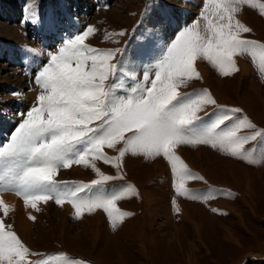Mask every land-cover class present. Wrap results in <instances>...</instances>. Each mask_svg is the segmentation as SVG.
<instances>
[{
  "label": "rangeland",
  "instance_id": "1",
  "mask_svg": "<svg viewBox=\"0 0 264 264\" xmlns=\"http://www.w3.org/2000/svg\"><path fill=\"white\" fill-rule=\"evenodd\" d=\"M6 4L9 10L5 13L13 12L17 19L0 21V124L10 125L0 131V147L9 142L23 119L18 114L37 103L40 88L34 82L35 74L48 62L47 51H58L69 36L94 26L97 31L86 40L90 46L104 51L120 49L139 56L138 63H150L180 30L200 19L206 0H0V6ZM84 6L90 9L86 14ZM33 13L40 22L33 21ZM237 18L252 29L244 38L264 43V15L258 8L246 5ZM110 32L125 35L108 40ZM16 49L30 56L32 71L21 66L27 57H14ZM235 59L239 71L227 77L207 61L197 60L202 64L203 79L191 81L180 91L208 89L217 103L242 108L257 130L264 129V74L251 56ZM213 111L209 107L200 115ZM255 143L259 145L253 164L207 145L179 146L182 150L177 155L207 181L186 182L185 187L196 193L197 199L176 193L175 175L162 156L147 159L127 155L122 169L125 179L111 181L98 190L106 195L130 184L139 193L116 201L120 211L131 215L115 230L102 209L85 212L77 219L68 203L60 207L49 201L35 211L13 193L19 199L15 207L8 203L13 215L9 212L5 223H11L30 251L38 254L26 257L30 264L65 256L68 261L86 264H264V144L249 142L245 149H255ZM105 151L109 156L118 155L111 149ZM97 166L107 175H117L115 168L102 161ZM95 178V172L82 165L62 169L56 177L76 184ZM19 207L22 212L16 226L14 214ZM29 214L36 220H30ZM53 264L65 261L58 259Z\"/></svg>",
  "mask_w": 264,
  "mask_h": 264
},
{
  "label": "snow or ice",
  "instance_id": "2",
  "mask_svg": "<svg viewBox=\"0 0 264 264\" xmlns=\"http://www.w3.org/2000/svg\"><path fill=\"white\" fill-rule=\"evenodd\" d=\"M245 5L264 15V3L254 0H206L200 19L180 30L150 63H138L139 56L120 49L90 46L86 40L97 31L94 26L69 36L58 51H47L48 62L35 74L40 88L37 103L18 114L23 119L9 142L0 147V196L13 193L35 211L49 201L60 207L68 203L77 219L102 209L115 230L131 215L120 211L116 201L139 193L130 184L106 195L98 190L125 179L122 169L127 155L165 158L175 175L176 193L189 199L198 196L185 187L186 182L207 181L177 155L179 146L207 145L256 163L245 145L264 144V129L257 130L242 108L217 103L208 89L180 91L191 81L203 79L197 60L207 61L227 77L239 71L235 58L248 55L258 61L264 74V43L244 38L252 29L237 18ZM32 19L40 22L36 13ZM123 35L110 32L106 39ZM209 107L214 111L201 116ZM245 132L250 134H241ZM106 149L118 155L109 156ZM98 161L115 168L117 175L105 174ZM74 165L90 168L96 178L87 184L56 179L62 169ZM10 210L0 199V264H30L26 257L38 254L30 251L11 223H5ZM29 219L36 217L29 214ZM58 259L86 264L68 261L66 256L39 264Z\"/></svg>",
  "mask_w": 264,
  "mask_h": 264
},
{
  "label": "bare ground",
  "instance_id": "3",
  "mask_svg": "<svg viewBox=\"0 0 264 264\" xmlns=\"http://www.w3.org/2000/svg\"><path fill=\"white\" fill-rule=\"evenodd\" d=\"M6 10H9V8H8V6H7V4H6V6L4 7V6H0V13H2V15H0V21L1 22H3V21H5L4 20V18H6L7 20H9V21H12V22H14L15 21V19H17V17H16V14H13V12H10V13H5V11ZM6 23V22H5ZM6 25V24H5ZM6 27V29L10 32V27L9 26H5ZM20 42V41H19ZM16 59L19 57V58H23V57H27V59H28V57H30L27 53H26V55L25 54H20V51L18 50V49H16V56H14ZM239 61V60H238ZM37 63V62H36ZM30 68V67H29ZM202 72V71H201ZM32 96V95H31ZM19 119V118H18ZM18 122V121H17ZM3 125L4 124H0V131L1 130H8L9 128H10V125L8 124V125H6V126H4L3 127ZM6 135V134H5ZM13 194H10L9 192H5V193H3V195L2 196H0V198H2L3 199V201L4 202H6L7 201V204L8 203H10V204H12V206L14 205V203H15V201H17L19 198L17 197V196H12ZM10 206V205H9ZM11 206V207H12ZM18 206V204L16 205V207ZM10 207V208H11ZM14 207H15V205H14ZM22 207H24V206H22ZM46 207V206H45ZM48 208L49 207H47V212L46 213H48L49 212V210H48ZM11 209H13V207L11 208ZM14 209H16V208H14ZM18 210V211H17ZM17 210H15V211H17V213L16 214H14L15 215V225L17 226V224H18V220L20 219V215H21V212H22V209L19 207V209H17ZM15 211H13L14 213H15ZM26 212V211H25ZM31 212V211H30ZM10 213L12 214V211L10 210ZM13 215V214H12ZM17 215V216H16ZM11 218H13V217H11ZM13 220V219H12ZM13 221V222H14ZM24 233H26L27 232V230H26V228L24 229ZM242 261V260H241ZM240 261V262H241ZM239 262V263H240Z\"/></svg>",
  "mask_w": 264,
  "mask_h": 264
},
{
  "label": "crops",
  "instance_id": "4",
  "mask_svg": "<svg viewBox=\"0 0 264 264\" xmlns=\"http://www.w3.org/2000/svg\"><path fill=\"white\" fill-rule=\"evenodd\" d=\"M198 63V62H197ZM257 64L258 63H255V65L257 66ZM202 64L201 63H198V67H196L197 68V70L199 71V73H200V75H202V72H201V66ZM253 70L255 71L256 70V68L254 67L253 68ZM259 145V144H258ZM258 145L255 143V145L254 146H252V148H255V149H250L248 152H250L251 154H252V156H253V153H254V151L256 150H258ZM182 149L181 148H179V150L177 149L176 151L177 152H180ZM246 150V149H245ZM253 158H254V156H253ZM255 159V158H254ZM187 165H188V167L192 170V172L193 173H195V174H197V169L196 168H194L191 164H189V163H187L184 159H182ZM197 175H200V174H197ZM219 211V210H218Z\"/></svg>",
  "mask_w": 264,
  "mask_h": 264
}]
</instances>
